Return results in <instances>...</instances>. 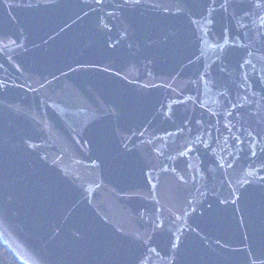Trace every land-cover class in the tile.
<instances>
[{
	"label": "water",
	"instance_id": "water-1",
	"mask_svg": "<svg viewBox=\"0 0 264 264\" xmlns=\"http://www.w3.org/2000/svg\"><path fill=\"white\" fill-rule=\"evenodd\" d=\"M0 241L264 264V0H0Z\"/></svg>",
	"mask_w": 264,
	"mask_h": 264
},
{
	"label": "trees",
	"instance_id": "trees-1",
	"mask_svg": "<svg viewBox=\"0 0 264 264\" xmlns=\"http://www.w3.org/2000/svg\"><path fill=\"white\" fill-rule=\"evenodd\" d=\"M0 264H23L12 252L0 241Z\"/></svg>",
	"mask_w": 264,
	"mask_h": 264
},
{
	"label": "snow or ice",
	"instance_id": "snow-or-ice-1",
	"mask_svg": "<svg viewBox=\"0 0 264 264\" xmlns=\"http://www.w3.org/2000/svg\"><path fill=\"white\" fill-rule=\"evenodd\" d=\"M47 2H48V3H51L52 0H47ZM139 2H140V0H133V3H135V4H139Z\"/></svg>",
	"mask_w": 264,
	"mask_h": 264
}]
</instances>
